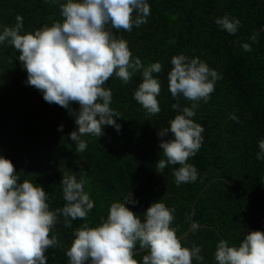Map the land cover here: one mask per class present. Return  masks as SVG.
<instances>
[{
    "label": "trees",
    "instance_id": "trees-1",
    "mask_svg": "<svg viewBox=\"0 0 264 264\" xmlns=\"http://www.w3.org/2000/svg\"><path fill=\"white\" fill-rule=\"evenodd\" d=\"M148 3L151 14L146 24L131 32L112 31L128 42L133 58L139 57L145 66L162 64V71L154 74L161 82L160 113L148 116L134 99L141 73L127 84L113 75L104 87L112 91L110 106L122 116L116 118L121 129L104 126L102 137H81L87 148L77 152L70 139L78 128L74 117L26 84L19 52L5 42L0 44V155L12 161L20 182L27 179L44 187L53 211L66 203L60 185L63 173L84 178L85 191L95 203L88 214L91 227L107 218L111 203L123 202L132 192L138 203L127 206L141 219L153 202L162 200L175 208L172 227L180 236L191 224L194 205V229L181 239L182 245L203 246L204 260L193 264H217L214 253L221 239L238 246L248 231L264 232V160L257 159L259 141L264 140V0ZM17 15L23 17L21 34L62 19L59 4L46 0H0V31L14 26ZM224 15L240 19L242 27L235 35L216 24V18ZM254 31L259 33L256 42L249 39ZM244 42L251 43V52L243 50ZM178 54L199 57L222 76L209 102L201 101L192 117L205 129L201 148L188 160L197 168L198 178L179 186L172 172L180 165H169L162 173L155 169L163 158L158 132L178 114L171 107L177 101L168 90L171 58ZM179 103L191 107L192 102L181 96ZM71 107L79 109L78 104ZM85 222L77 219L66 228L64 218L58 217L50 236L57 235L63 247L47 250V264H69L66 251L73 232ZM137 253L142 264L147 253Z\"/></svg>",
    "mask_w": 264,
    "mask_h": 264
},
{
    "label": "clouds",
    "instance_id": "clouds-1",
    "mask_svg": "<svg viewBox=\"0 0 264 264\" xmlns=\"http://www.w3.org/2000/svg\"><path fill=\"white\" fill-rule=\"evenodd\" d=\"M46 2L59 4L61 20L21 34L23 17L17 15L14 26H4L0 31V44L7 42L19 52L27 85L42 92L47 103L67 109L74 117L78 128L70 133V139L77 152L87 148V141L81 137H102L104 126L121 129L116 118L122 116L110 106L112 91L104 87L113 75L127 84L135 73H141L142 83L134 99L148 116L160 113L157 97L161 82L154 74L162 71V64L145 66L139 57L133 58L128 42L112 31L131 32L134 26L146 24L151 14L148 0ZM215 22L232 35L242 27L240 19L230 15L218 17ZM258 35L254 31L249 39L256 42ZM241 47L252 51L251 43L244 42ZM171 65L168 90L177 101L171 107L178 114L169 121V127L158 132L163 158L155 169L162 173L169 165H180L172 172L179 186L198 178L197 168L188 160L201 148L205 129L192 117L201 101L209 102L222 76L199 57L174 55ZM181 96L192 102L191 107L181 106ZM73 104L79 109L74 110ZM230 119L240 122L235 114H230ZM169 134L171 138L165 139ZM258 147L257 159L264 160V140ZM85 183L84 178L78 180L75 175L63 173L60 185L66 203L53 211L44 187L27 179L20 182L12 161L0 155V264H47V250L63 247L57 235L50 236L60 216L66 228H71L74 220L86 221L73 232L74 239L66 251L69 264H139L134 251L137 246L147 253L142 264H193V260H204L202 245H182L177 229L172 227L175 208L167 207L162 200L153 202L141 219L127 206L138 203L130 192L123 202L111 203L107 218L101 217L98 226L91 227L88 214L95 203L85 191ZM214 258L217 264H264V232L248 231L238 246L221 239Z\"/></svg>",
    "mask_w": 264,
    "mask_h": 264
},
{
    "label": "water",
    "instance_id": "water-1",
    "mask_svg": "<svg viewBox=\"0 0 264 264\" xmlns=\"http://www.w3.org/2000/svg\"><path fill=\"white\" fill-rule=\"evenodd\" d=\"M194 205H193V213H192V221H191V224L190 226L188 227V229L182 233L180 236H178L180 239H182L183 237H185L186 235H188L193 229H194ZM136 252H140L142 251L140 248L134 250Z\"/></svg>",
    "mask_w": 264,
    "mask_h": 264
}]
</instances>
